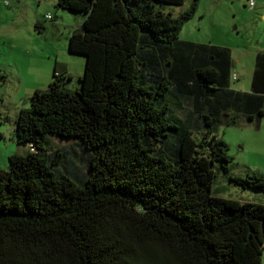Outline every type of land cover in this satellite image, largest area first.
<instances>
[{"label": "trees", "instance_id": "16d2710c", "mask_svg": "<svg viewBox=\"0 0 264 264\" xmlns=\"http://www.w3.org/2000/svg\"><path fill=\"white\" fill-rule=\"evenodd\" d=\"M184 2L58 0L86 13L69 38L84 87L57 64L19 115L25 152L0 169V264H264V204L213 194L233 164L216 128L264 117V51L251 90L233 89L230 48L180 38L201 0L177 17L160 8ZM50 135L90 153L82 172ZM230 178L264 191L258 174Z\"/></svg>", "mask_w": 264, "mask_h": 264}, {"label": "rangeland", "instance_id": "374dc122", "mask_svg": "<svg viewBox=\"0 0 264 264\" xmlns=\"http://www.w3.org/2000/svg\"><path fill=\"white\" fill-rule=\"evenodd\" d=\"M191 3L192 0H185L182 5L166 4L160 8L177 17L188 10ZM256 4L255 9H251L248 0H201L197 14L180 34L184 40L230 48L233 74L239 76L238 80L232 79L231 87L239 91L251 90L256 55L264 50V0H257ZM49 14L52 19L47 18ZM85 18L86 13L82 11L59 8L58 0H0L1 170H8L10 156L25 152L16 140L19 115L23 109L31 107L37 90L49 89L56 65L70 71L72 79L66 82L67 88L84 87L82 78L86 75L87 59L69 52V38L81 29ZM41 20L45 26L39 28L37 24ZM204 134L205 131H200L194 136L201 139ZM214 134L228 144L233 164L230 174L218 169L213 194L264 204V191L243 189L230 178H246L249 174L264 178V117L259 125L245 117H241L236 126L222 123ZM212 139L211 136L210 141ZM48 142L52 151L66 149L70 152L68 158L74 156L72 168L88 164L90 153L76 140L50 135ZM68 167L70 169V165ZM77 170L80 173L81 169Z\"/></svg>", "mask_w": 264, "mask_h": 264}, {"label": "built area", "instance_id": "2783aa9c", "mask_svg": "<svg viewBox=\"0 0 264 264\" xmlns=\"http://www.w3.org/2000/svg\"><path fill=\"white\" fill-rule=\"evenodd\" d=\"M256 3H257V0H248V5L251 9H255L256 7ZM48 19H52V16L51 15H48L47 16ZM232 79L233 80H238L239 79V76L237 74H233L232 76Z\"/></svg>", "mask_w": 264, "mask_h": 264}, {"label": "crops", "instance_id": "0c3cea01", "mask_svg": "<svg viewBox=\"0 0 264 264\" xmlns=\"http://www.w3.org/2000/svg\"><path fill=\"white\" fill-rule=\"evenodd\" d=\"M256 5H257V4H256ZM49 15H50V14H49ZM47 16H48V15H47ZM39 24H40L42 27L45 26L44 23H43V20L39 21ZM262 51H264V50H262ZM256 56H257V55H256ZM63 68L67 71L68 74H70V71H69L68 68H66V67H63ZM53 79H54V71H53V74H52V79L50 80V83H49V84L52 83Z\"/></svg>", "mask_w": 264, "mask_h": 264}]
</instances>
